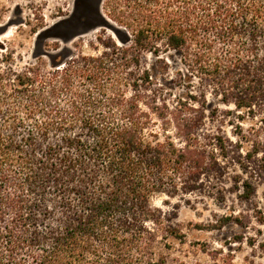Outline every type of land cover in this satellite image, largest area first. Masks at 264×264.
Here are the masks:
<instances>
[{"label": "trees", "instance_id": "16d2710c", "mask_svg": "<svg viewBox=\"0 0 264 264\" xmlns=\"http://www.w3.org/2000/svg\"><path fill=\"white\" fill-rule=\"evenodd\" d=\"M104 21L121 56L0 72V264H168L184 234L155 196L219 191L234 164L264 177V0H121ZM146 51L173 52L185 94L154 87ZM230 115L261 123L207 128Z\"/></svg>", "mask_w": 264, "mask_h": 264}, {"label": "rangeland", "instance_id": "374dc122", "mask_svg": "<svg viewBox=\"0 0 264 264\" xmlns=\"http://www.w3.org/2000/svg\"><path fill=\"white\" fill-rule=\"evenodd\" d=\"M12 17L17 19L10 21ZM104 18L121 27V0H0V72L9 68L19 72L33 66L47 73L83 56L98 57L103 52L121 56L113 47H121L126 34H115L104 26ZM141 57L152 74L154 87L175 94L187 92L176 74L181 65L173 52L155 55L146 51ZM162 59L168 62V68L164 69ZM207 101L208 108L233 109L209 94ZM228 120L240 122L245 130L261 123L259 117L237 120L230 115L226 122H209L207 128H219L234 140V124ZM250 171L243 173L234 164L227 174L213 178L219 191L207 193L201 189L153 198V205L184 234L181 239L170 238L168 264H225L223 259L228 258L233 264H264V177L256 176L253 164ZM234 175L254 183L256 190L250 198L241 195ZM226 216L238 220L224 221ZM236 236H241V241H234ZM212 250L219 252L216 263L209 255Z\"/></svg>", "mask_w": 264, "mask_h": 264}, {"label": "water", "instance_id": "95a60500", "mask_svg": "<svg viewBox=\"0 0 264 264\" xmlns=\"http://www.w3.org/2000/svg\"><path fill=\"white\" fill-rule=\"evenodd\" d=\"M103 24L105 25V26H107V27H109V28H111V29H113L114 30V27L111 25V24H109L108 22H103Z\"/></svg>", "mask_w": 264, "mask_h": 264}, {"label": "flooded vegetation", "instance_id": "af4514ba", "mask_svg": "<svg viewBox=\"0 0 264 264\" xmlns=\"http://www.w3.org/2000/svg\"><path fill=\"white\" fill-rule=\"evenodd\" d=\"M16 19H17V18H16ZM16 19H14V17H12L10 21H15ZM10 21H9V22H10ZM2 24H3V23H2Z\"/></svg>", "mask_w": 264, "mask_h": 264}]
</instances>
